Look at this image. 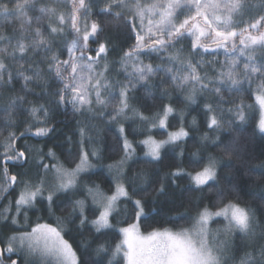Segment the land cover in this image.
<instances>
[{"label": "snow or ice", "instance_id": "snow-or-ice-1", "mask_svg": "<svg viewBox=\"0 0 264 264\" xmlns=\"http://www.w3.org/2000/svg\"><path fill=\"white\" fill-rule=\"evenodd\" d=\"M94 10L122 23L133 41L118 61L124 80L111 79L117 62H109L113 49L101 42L102 24L98 19L89 23ZM12 17L24 19L19 29L12 26L11 33L6 34L5 25H11ZM66 33L71 40L66 39ZM0 42V92L14 91L22 80L24 93L9 96L6 104H0L4 112L0 119L8 129L6 136L0 131V200H8L0 208L4 228H10L8 221L19 225L21 216L27 221L28 210L37 203L46 200L51 213L59 193L80 190L81 173L93 167L90 156L98 155L96 149L91 153L85 149L86 141L92 142L88 121L99 117L108 124L115 123L123 140L124 155L115 166L119 175L111 195L101 192L98 185L84 186L86 198L90 197L98 209V214L93 213L95 219L86 215V199L72 203L67 219L70 223L78 219L81 228L91 224L103 235L113 227L110 218L118 205L130 202L136 222L119 228L123 240L114 248L99 244L92 264H105V259L107 264H115L121 253L127 264H264V221L256 209L229 198L232 188L228 184L223 190L218 187L221 158L209 156L195 172L177 169L170 174L173 183L187 176L188 191L216 190L215 201L198 202L196 215L190 218L191 227L178 232H140L145 205L141 199L133 200L136 193L129 192L123 176L126 162L135 153L124 120L136 118L150 133L154 128L165 130L166 139L157 140L149 134L139 141L152 160L161 158L166 145L178 146L189 135L182 126L183 111L179 112L181 126L167 131L171 127L169 117L177 114L173 104H164L152 117L134 107L133 93L141 85L153 98V90L160 96L170 95L167 86L182 93L189 104H196L199 95L211 97L210 102L201 103L207 127L214 132L224 127L223 106L229 102L235 105L230 97L244 92L245 84L250 90L255 85V100L261 111L257 127L264 134V59L257 62V53L264 57V0H0ZM221 51L225 56L222 62L217 60ZM206 55L211 59L205 60ZM153 60L160 63L154 66ZM50 80L56 82L55 91ZM35 87L44 95L34 93ZM29 93L38 99L47 98L57 109L70 107L82 118L83 122L78 121L79 162L74 168L60 163L52 148L45 153L42 147L19 143L33 136L47 137L54 130L49 127L50 108L29 101ZM24 104L29 105V119L18 126L16 114H24ZM226 110L235 113L240 122L246 120L242 103ZM223 152L230 158L237 156V150L228 145L223 146ZM46 159L55 162L45 163ZM33 161L31 177L27 172L9 170L27 168ZM16 187L20 191L13 201L9 197ZM164 192L162 184L158 193ZM259 199L264 204V195ZM260 211L264 214V209ZM58 222L62 225L64 220L58 218ZM213 224L223 228L213 229ZM62 232V228L40 223L31 231L11 228V235L0 237V264H43L47 257H55L57 264H83ZM84 247L87 250L88 245Z\"/></svg>", "mask_w": 264, "mask_h": 264}, {"label": "trees", "instance_id": "trees-1", "mask_svg": "<svg viewBox=\"0 0 264 264\" xmlns=\"http://www.w3.org/2000/svg\"><path fill=\"white\" fill-rule=\"evenodd\" d=\"M257 2V0H256ZM39 6V5H38ZM38 14V13H37ZM30 15H32L30 13ZM24 17H12L11 25H5L4 31L10 34L12 26L19 29L21 21ZM90 19H98L104 27V33L101 42H107L110 46L111 54L109 62H117V66L113 68L111 79L124 80V75L120 71L118 61L133 42L129 39L128 30L122 23L104 18L96 10ZM45 27L47 23L45 22ZM71 35L66 33V39L71 40ZM3 42H0V46ZM96 47L95 44L92 45ZM187 46H185L186 48ZM260 54V53H258ZM39 59V58H37ZM211 59L210 56H205V60ZM225 56L221 51L217 60L224 61ZM149 62L145 60V63ZM153 65L160 63L159 60H153ZM27 67V65H26ZM46 71V68H45ZM52 85L51 90H56V82L49 81ZM23 81H19L15 85L12 92H0V104H6L9 96L23 95L21 87ZM167 91L170 95L160 96L158 92L153 90V96H149L144 87L138 86L134 95V107L138 108L145 116L152 117L156 112H159L164 104H173L177 109L175 116L169 117L171 127L167 131H174L181 126L179 112L183 111L184 117L182 126L188 131L189 135L184 138L179 145H166L161 150V158L159 160L147 159L145 148L139 143L147 135H154L155 139H166L165 130L154 128L151 133H145L149 128L144 122L136 118H130L123 121L126 129V135L129 141L132 142L135 153L134 158L126 166L124 177L126 178L129 192L133 195V200L141 199L145 205V216L140 219V226L144 234H148L153 230H181L191 227V217L196 215V205L198 202L204 204L210 201H215L216 190L205 191H188L190 180L187 176L172 182L171 173L177 169H182L184 172H195L203 167V163L207 162L209 156H215L222 159L219 172L218 187L223 190L226 184L232 188L229 198L239 201L242 205H247L257 210V216L261 221H264V214L261 209H264V204L261 203L259 197L264 195V134L258 130L257 123L260 118V108L255 100L254 92L246 91L235 94L230 97V101H234L235 105L244 106L246 120L240 122L235 113L228 112L227 107H234L231 102L224 105L225 111L222 119L224 127L214 132L207 127V117L205 116L204 102H210L211 97L199 95L196 104H189L184 95L174 91L170 86H167ZM34 93H39L41 96L44 92L40 87H35ZM34 93H29L27 99L34 104H43L50 108L49 127L54 130L47 137H37V139L22 140L21 144H31L36 147H42L46 153L49 148L55 151L59 162L66 168H74L79 162V132L78 121H82L79 114H73L71 108L57 109L48 103L47 98L38 99ZM227 96V94H226ZM28 104L23 105L24 114H16L17 125H23L24 121L29 119L27 116ZM4 115L3 109L0 108V117ZM195 121V123H193ZM90 125V135L92 142L86 141L85 149L91 153L93 149L98 152L97 156H90L96 161V169L80 176V190L75 194L60 193L57 195L56 203L53 205L51 213L48 211L47 201L37 203L36 206L28 210L27 221L23 216L19 218V225H11L10 228H4L0 221V237L11 235V228L19 227L21 231H31L37 223L50 224L51 226L62 228V235L81 257L83 264H92L97 259L95 249L99 244H106L109 249L115 247L116 244L122 241V234L119 228L127 227L129 224L136 222L132 215V204L130 202L120 203L117 211L113 214L110 222L113 227L104 230V234H98L92 229L91 224L84 227L79 226V220L75 219L74 223H70L67 219L71 212V205L77 199H86V215L89 220L95 219L94 212L98 214L97 209L91 204V200L86 198L84 186L95 187L108 192L111 195L114 190L115 182L118 174L113 175L109 169V165H116L124 155L122 151L123 140L117 130L115 123L108 124L99 117L92 118L88 121ZM20 130H23L21 127ZM0 131L4 136L7 135L8 129L3 120L0 119ZM207 135L208 139L203 137ZM220 145L221 147H217ZM228 145L237 150V156L227 157L224 155L223 146ZM69 152L72 155H69ZM46 159L45 163H54ZM203 162V163H201ZM231 165V168L225 167ZM35 167L33 161L27 168H21L18 171L16 167H10L13 173H25ZM229 181L231 182L229 184ZM164 185L165 192L158 193L161 185ZM20 191L16 187L9 199L15 200ZM123 200V199H122ZM8 204L5 200L2 207ZM1 207V208H2ZM58 218L64 220L61 225ZM222 227V224H213V229ZM84 245H88L85 250ZM111 253H109V256ZM15 259V257H13ZM23 264V261L19 262ZM107 264V259H105ZM115 264H122L115 262Z\"/></svg>", "mask_w": 264, "mask_h": 264}, {"label": "rangeland", "instance_id": "rangeland-1", "mask_svg": "<svg viewBox=\"0 0 264 264\" xmlns=\"http://www.w3.org/2000/svg\"><path fill=\"white\" fill-rule=\"evenodd\" d=\"M252 2H253V3H256V0H252ZM90 22H91V19L89 20V23H90ZM196 59L199 60L200 57H196ZM242 59H243V58H242ZM261 59H264V57H262L261 54H258V53H257V62H259ZM255 87H256V86L253 85V86H252V89L250 90L249 87H248V85L245 84V85H244V90L254 92V91H255ZM257 104H258V103H257ZM258 106H259V105H258ZM260 114H261V111H260ZM158 129H159V128H157V130H158ZM162 130H164V129H161V131H162ZM145 133L149 134L150 132L147 130ZM134 156H135V155H133L132 158L129 159V160L126 162V164H125V166H124L123 176H124V174H125L127 164L130 162V160H132V159L134 158ZM146 158H147V159H151V157H149V156H146ZM151 160H152V159H151ZM90 163L93 165V167L90 168V169H88L87 171L81 173V175H84V174H86V173H88V172H90V171L96 169V167H97V165H96V161L94 162V160H93L92 158H90ZM116 165H117V164H116ZM116 165H114V167H113L112 169H110L113 175L118 174V173H117V170H116V167H115ZM34 169H35V167L32 168L30 171L27 172L29 177L33 176V171H34ZM81 175H80V176H81ZM118 175H119V174H118ZM117 178H118V177H117ZM49 179H51V177H49ZM100 191L103 192V193H105V194H107V195H110V194H108V192H105V191H103V190H101V189H100ZM59 194H60V193H59ZM85 194H86V193H85ZM87 198H88V197H87ZM89 199L91 200L90 197H89ZM122 199H123V198H122ZM91 204L93 205V207H94L95 209H97L96 205H94V204L92 203V200H91ZM86 208H87V206H86ZM97 211H98V209H97ZM113 214H114V213H113ZM87 216H88V215H87ZM27 218H28V217H27ZM88 219H89V216H88ZM110 220H111V218H110ZM52 227H54V226H52ZM212 227H213V225H212ZM219 228L222 229V228H223V225H222V227H219ZM139 230H140V232H141L143 235H146V234H144V233L142 232V229H141L140 223H139ZM161 231H163V230H161ZM169 231H172V232H178V231H180V230H169ZM122 240H123V235H122ZM29 259H32V257H29ZM49 261H50V264H57V261H56L55 257H47V258L44 260L43 264H48ZM120 261H121L122 264H127L126 260L123 259V253H121L120 256L117 257V261H116V262H120Z\"/></svg>", "mask_w": 264, "mask_h": 264}, {"label": "bare ground", "instance_id": "bare-ground-1", "mask_svg": "<svg viewBox=\"0 0 264 264\" xmlns=\"http://www.w3.org/2000/svg\"><path fill=\"white\" fill-rule=\"evenodd\" d=\"M30 139H37V137H31ZM14 191H15V190H14ZM14 191H13V192H14ZM13 192H12V193H13ZM1 201H2V200H0V203H1ZM4 201H5V200H3V203H4ZM3 203L1 204L0 208L2 207Z\"/></svg>", "mask_w": 264, "mask_h": 264}, {"label": "flooded vegetation", "instance_id": "flooded-vegetation-1", "mask_svg": "<svg viewBox=\"0 0 264 264\" xmlns=\"http://www.w3.org/2000/svg\"><path fill=\"white\" fill-rule=\"evenodd\" d=\"M16 167V170L18 171L19 169L21 168H24V167H19V166H15Z\"/></svg>", "mask_w": 264, "mask_h": 264}, {"label": "water", "instance_id": "water-1", "mask_svg": "<svg viewBox=\"0 0 264 264\" xmlns=\"http://www.w3.org/2000/svg\"><path fill=\"white\" fill-rule=\"evenodd\" d=\"M34 137V136H33ZM31 138V137H30ZM12 162H9V164H11ZM10 170V169H9ZM11 171V170H10ZM16 189V188H15ZM3 203V200L1 201V203H0V206H1V204Z\"/></svg>", "mask_w": 264, "mask_h": 264}]
</instances>
